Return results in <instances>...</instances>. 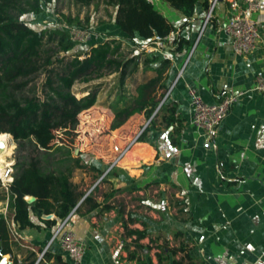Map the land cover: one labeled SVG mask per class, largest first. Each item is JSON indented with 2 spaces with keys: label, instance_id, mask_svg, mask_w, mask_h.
<instances>
[{
  "label": "crops",
  "instance_id": "crops-1",
  "mask_svg": "<svg viewBox=\"0 0 264 264\" xmlns=\"http://www.w3.org/2000/svg\"><path fill=\"white\" fill-rule=\"evenodd\" d=\"M152 1L175 26L187 20L168 2ZM212 4L200 0L188 24L160 42L155 52L172 61L161 106L168 100L176 107L181 131L167 126L162 113L150 125L147 141L138 137L133 142L147 124L146 116L136 113L111 130L114 113L100 100L93 109L95 115H107L108 125L88 135L90 144L73 145L85 165L73 172L72 181L85 196L69 221L86 246L82 264H150V257L159 264L157 254L165 258V242L174 248L183 243L192 264H264V90L257 89L258 78L264 79V0L256 16L258 47L248 55L234 51L225 31L233 14L226 0L217 1L205 24ZM99 33L94 44L108 36L133 43L113 22L100 26ZM179 36L189 41L180 52L174 42ZM137 74L136 84L152 72ZM189 85L208 103L239 95L214 136L192 122ZM89 195L97 207L81 205ZM9 197L1 185L0 215L9 222L12 251L3 253L0 246V264H71L59 240L51 242L63 219L49 226L32 213L40 227L19 229ZM50 215L42 218L52 219ZM134 229L146 230V237L128 233ZM184 256L179 251L161 264H175L174 258L187 264Z\"/></svg>",
  "mask_w": 264,
  "mask_h": 264
},
{
  "label": "trees",
  "instance_id": "trees-1",
  "mask_svg": "<svg viewBox=\"0 0 264 264\" xmlns=\"http://www.w3.org/2000/svg\"><path fill=\"white\" fill-rule=\"evenodd\" d=\"M53 1L0 0V138L11 136L18 144L13 181L8 192L9 208L19 229L40 227L31 219L32 213L46 225L54 226L66 218L85 196V192L79 191L72 181L75 169L85 167L82 158L74 155L73 145L84 144L88 135L107 126L108 117L106 114L93 115V107L100 101L99 88L78 97L73 91L77 81L88 83L108 74H118L119 89L115 97L101 104L114 113L111 130L123 126L136 113L144 114L148 120L156 113L138 138V141L146 142L150 125H154L163 113L166 125H174L175 133L181 131L182 121L176 115V107L168 100L160 106L169 90L172 61L161 58L157 53L139 51L138 47L141 42L152 40L157 35L168 37L188 24L200 0H164L187 16L179 27L162 14L152 0H98L113 7L111 21L128 35L135 46L116 37H108L83 51L76 50L80 42L72 37L71 30H87L92 25L91 16L83 20L78 15L61 13L64 26H45L40 30L31 27L23 18L26 14H40L44 4ZM73 2L90 6L96 0ZM174 42L178 52L189 43L182 36ZM140 70L150 71L152 75L136 84L135 95L126 94V86ZM40 73L44 74V81L39 88L33 83ZM57 127H60L59 135L65 139L64 142H53L55 134L47 133L48 129ZM28 196L36 199L29 202ZM84 204H89L90 208L99 205L90 195L81 205ZM50 214L54 215L52 219L42 218ZM128 233L137 234V239L147 235L146 230L139 229ZM11 241L9 222L0 215L3 253L12 251ZM161 249L166 255L164 258L161 253L157 254L159 264L179 251L185 253L183 261L188 259L187 264L193 263L183 243L174 248L165 242ZM173 261L182 264L175 258ZM149 263L153 264L151 257Z\"/></svg>",
  "mask_w": 264,
  "mask_h": 264
},
{
  "label": "built area",
  "instance_id": "built-area-1",
  "mask_svg": "<svg viewBox=\"0 0 264 264\" xmlns=\"http://www.w3.org/2000/svg\"><path fill=\"white\" fill-rule=\"evenodd\" d=\"M217 1L218 0H213V4L205 19V24L210 20ZM226 1L229 8L233 11V14L225 25V31L232 39L234 51L239 55H248L258 47L259 27L256 16L262 9L263 0ZM89 34L88 30L81 28H73L71 30L72 37L79 42L85 40ZM167 38L168 37L163 38L157 35L152 40L141 42L138 48L148 54H153L157 51L160 42ZM188 89L191 106L193 108V124L199 128H203L208 134L214 136L218 132L221 123L230 113L232 107L238 102L239 95H227L218 102L208 103L201 97L195 87L189 85ZM257 89L264 90L263 78H258ZM139 135L133 142L137 140ZM129 148L130 145L122 151L121 155H124ZM13 164L14 163L8 164L2 172L0 171L1 184L7 189L9 184L13 181ZM73 211L59 224L52 236L51 242L59 240L61 247L68 254L71 264H82L86 254V246L77 237L74 229L69 226Z\"/></svg>",
  "mask_w": 264,
  "mask_h": 264
},
{
  "label": "rangeland",
  "instance_id": "rangeland-1",
  "mask_svg": "<svg viewBox=\"0 0 264 264\" xmlns=\"http://www.w3.org/2000/svg\"><path fill=\"white\" fill-rule=\"evenodd\" d=\"M113 12H114L113 7L106 6L102 1L98 2V0H96V2L90 6H81L73 2V0H54L50 4H44V10L40 14H26L23 16V18L27 21V23L31 27L40 30L45 26H54V25L64 26L65 23L62 20L63 17L59 15L61 13H65L67 15H72V16L78 15L83 20H85L86 16H91L92 25L87 29L90 34L85 40L80 42V44L76 48L77 51H83L90 48V46L93 45L94 42H96L95 40L99 39L100 26L111 25L112 21L110 15H112ZM108 37H112V36H108ZM125 44L127 43L125 42ZM132 45L135 46V44L133 43ZM138 50L140 51V49ZM137 75L138 74H136V76ZM43 81H44V74L40 73L33 84H37L40 88ZM136 82L137 79L135 81V78L130 80L131 84H129V86H126L125 88L126 94L128 95L134 94L133 91ZM118 84H119V76L118 74L113 73V74H108L103 78H95L88 83L77 81L73 86V91L78 97H81L83 95H86L88 93V90L99 88L100 91L99 100H101L100 102H106L107 100L110 99V97L112 96L115 97L119 89ZM93 115H95V112ZM59 129L60 127L47 130L48 135L53 133L55 134V139L53 140V142L55 141L64 142L65 140L60 137ZM77 132L80 134L79 130H77ZM77 132L74 135H77ZM40 138L42 137H38L37 139ZM91 138H92L91 136L89 137L87 136V139L85 141L83 140L82 141L85 144H90V142H92ZM13 144L14 145L12 152L6 156V160L8 163L12 160L15 162V156H16L18 144L14 140H13ZM0 151L2 152L5 151L2 149L1 143H0Z\"/></svg>",
  "mask_w": 264,
  "mask_h": 264
},
{
  "label": "bare ground",
  "instance_id": "bare-ground-1",
  "mask_svg": "<svg viewBox=\"0 0 264 264\" xmlns=\"http://www.w3.org/2000/svg\"><path fill=\"white\" fill-rule=\"evenodd\" d=\"M1 141H5L7 143V148L5 149V151H0V171L2 172L7 162L6 156L12 152L14 144L11 136L6 138H0V142Z\"/></svg>",
  "mask_w": 264,
  "mask_h": 264
},
{
  "label": "water",
  "instance_id": "water-1",
  "mask_svg": "<svg viewBox=\"0 0 264 264\" xmlns=\"http://www.w3.org/2000/svg\"><path fill=\"white\" fill-rule=\"evenodd\" d=\"M160 106H161V104H160ZM160 106H159V108H160ZM159 108L157 109V111L159 110ZM156 114V113H155ZM154 114V115H155ZM154 115L147 121V124L144 126V128L142 129V131H141V133L144 131V129L147 127V125L150 123V121H151V119L154 117ZM140 133V134H141ZM10 134V133H9ZM12 140H13V137H12ZM1 143V145H2V149L3 150H5V148H6V146H7V143L5 142V141H1L0 142ZM36 198H35V196H28L27 197V200L29 201V202H33L34 200H35ZM48 218H51V215H48L47 216Z\"/></svg>",
  "mask_w": 264,
  "mask_h": 264
}]
</instances>
